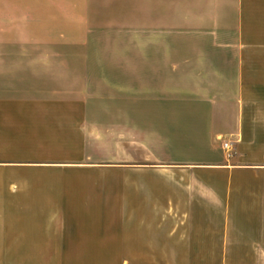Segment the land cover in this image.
<instances>
[{"label":"crops","instance_id":"obj_1","mask_svg":"<svg viewBox=\"0 0 264 264\" xmlns=\"http://www.w3.org/2000/svg\"><path fill=\"white\" fill-rule=\"evenodd\" d=\"M0 264H264V0H0Z\"/></svg>","mask_w":264,"mask_h":264},{"label":"built area","instance_id":"obj_2","mask_svg":"<svg viewBox=\"0 0 264 264\" xmlns=\"http://www.w3.org/2000/svg\"><path fill=\"white\" fill-rule=\"evenodd\" d=\"M222 140V148L224 149L226 156L228 159L234 157L236 151H235V143L232 140Z\"/></svg>","mask_w":264,"mask_h":264}]
</instances>
